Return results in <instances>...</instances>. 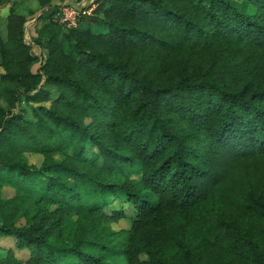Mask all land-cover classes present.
<instances>
[{
  "label": "trees",
  "instance_id": "1",
  "mask_svg": "<svg viewBox=\"0 0 264 264\" xmlns=\"http://www.w3.org/2000/svg\"><path fill=\"white\" fill-rule=\"evenodd\" d=\"M38 1V55L0 37V264H264V0H98L75 27Z\"/></svg>",
  "mask_w": 264,
  "mask_h": 264
},
{
  "label": "rangeland",
  "instance_id": "2",
  "mask_svg": "<svg viewBox=\"0 0 264 264\" xmlns=\"http://www.w3.org/2000/svg\"><path fill=\"white\" fill-rule=\"evenodd\" d=\"M55 4L61 5H72L73 7L86 11V15L91 16L92 14L100 16L97 12L98 0H81L76 2L74 0L54 1ZM53 6L42 7L38 0H0V37L2 40H6L10 29L17 31L21 29L23 31V38L26 43L31 46L32 52L36 55L39 54V50L33 45L32 41L37 37L38 29L42 26V21L39 20L41 16H49L53 12ZM90 12V13H87ZM71 19V18H70ZM54 22V21H53ZM0 73L2 69L0 68ZM3 104L2 101H0ZM27 107L26 104H23ZM28 162L31 165L38 166L42 161V157L36 155H28ZM11 190L4 189L3 198L11 197ZM119 207V205L117 206ZM51 209L52 207H48ZM130 212L129 207H124ZM76 218L74 216H67L63 218V235H71L76 227ZM20 224L24 225L25 221L22 218ZM112 229H128L130 227V220H120L118 223L113 224ZM10 245L8 239L0 238V247ZM17 257L20 259L22 255L19 254Z\"/></svg>",
  "mask_w": 264,
  "mask_h": 264
},
{
  "label": "built area",
  "instance_id": "3",
  "mask_svg": "<svg viewBox=\"0 0 264 264\" xmlns=\"http://www.w3.org/2000/svg\"><path fill=\"white\" fill-rule=\"evenodd\" d=\"M81 15H86V11L73 7L72 5H61L53 21L64 26L66 25V27H75L77 19Z\"/></svg>",
  "mask_w": 264,
  "mask_h": 264
}]
</instances>
